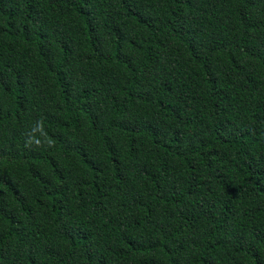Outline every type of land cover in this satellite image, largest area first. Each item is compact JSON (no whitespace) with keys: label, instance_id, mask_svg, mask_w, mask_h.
Returning a JSON list of instances; mask_svg holds the SVG:
<instances>
[{"label":"trees","instance_id":"1","mask_svg":"<svg viewBox=\"0 0 264 264\" xmlns=\"http://www.w3.org/2000/svg\"><path fill=\"white\" fill-rule=\"evenodd\" d=\"M0 264H264V0H0Z\"/></svg>","mask_w":264,"mask_h":264}]
</instances>
